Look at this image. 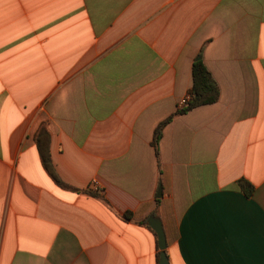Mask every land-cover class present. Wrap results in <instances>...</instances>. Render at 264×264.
<instances>
[{
	"label": "crops",
	"instance_id": "obj_1",
	"mask_svg": "<svg viewBox=\"0 0 264 264\" xmlns=\"http://www.w3.org/2000/svg\"><path fill=\"white\" fill-rule=\"evenodd\" d=\"M152 217L169 264H264V0H0V264H158Z\"/></svg>",
	"mask_w": 264,
	"mask_h": 264
},
{
	"label": "trees",
	"instance_id": "obj_2",
	"mask_svg": "<svg viewBox=\"0 0 264 264\" xmlns=\"http://www.w3.org/2000/svg\"><path fill=\"white\" fill-rule=\"evenodd\" d=\"M191 79L192 84L188 93V95H190V99L188 100L187 104L184 107L178 109L176 113H184L194 107L213 103L218 99V86L202 61L197 60L193 63L191 69ZM176 113H173L171 116L163 120L155 129L153 136V145L156 149L158 139L161 135L162 126L166 124ZM35 142L41 159V163L46 172L50 175V177L55 181L56 184L62 187H67V185H65V183H63V181L58 176L52 164L49 151L48 133L46 131L38 132L35 137ZM238 183L246 195H250L252 193L253 186L248 181H246L245 179H240ZM129 216V213H126L124 215L125 218H128ZM158 259L159 251H157V262Z\"/></svg>",
	"mask_w": 264,
	"mask_h": 264
},
{
	"label": "water",
	"instance_id": "obj_3",
	"mask_svg": "<svg viewBox=\"0 0 264 264\" xmlns=\"http://www.w3.org/2000/svg\"><path fill=\"white\" fill-rule=\"evenodd\" d=\"M148 224L156 234L157 247L159 250L158 264H169L166 254V238L160 219L152 217L148 220Z\"/></svg>",
	"mask_w": 264,
	"mask_h": 264
},
{
	"label": "built area",
	"instance_id": "obj_4",
	"mask_svg": "<svg viewBox=\"0 0 264 264\" xmlns=\"http://www.w3.org/2000/svg\"><path fill=\"white\" fill-rule=\"evenodd\" d=\"M190 99V95H187V96H185V97H183L180 101H179V104H178V109H180V108H182V107H184L186 104H187V102H188V100ZM92 188H97V186H98V182L96 181V180H92V182H91V185H90Z\"/></svg>",
	"mask_w": 264,
	"mask_h": 264
}]
</instances>
